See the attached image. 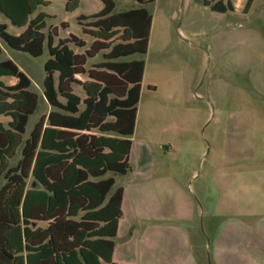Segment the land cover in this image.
<instances>
[{
	"label": "trees",
	"instance_id": "16d2710c",
	"mask_svg": "<svg viewBox=\"0 0 264 264\" xmlns=\"http://www.w3.org/2000/svg\"><path fill=\"white\" fill-rule=\"evenodd\" d=\"M101 1L99 11L76 17L90 43L69 33L53 44L56 29L45 33L48 16L37 11L47 0H0V13L24 28L13 34L0 22V54L1 43L34 57L47 44L42 92L50 106L24 140L38 94L12 59L0 60V264H115L123 188L109 194L115 179L105 175L130 169L144 61L127 58L147 50L144 5L154 0L117 12L114 0ZM78 5L65 0L67 12Z\"/></svg>",
	"mask_w": 264,
	"mask_h": 264
},
{
	"label": "rangeland",
	"instance_id": "374dc122",
	"mask_svg": "<svg viewBox=\"0 0 264 264\" xmlns=\"http://www.w3.org/2000/svg\"><path fill=\"white\" fill-rule=\"evenodd\" d=\"M47 1L37 11L48 16L45 33L56 27L55 43L68 33L87 39L76 17L103 6L101 0H80L75 11L67 12L65 0ZM114 3V12L138 6L135 0ZM144 7L152 16L147 50L127 58L144 61L133 139L147 135L149 164L162 177L160 208L170 205L169 177L194 201V219L181 223L191 227L194 246L202 243L204 257L216 231L220 182L229 183L232 191L240 186V197L258 196L264 183V0H154ZM0 22H8L1 13ZM62 22L68 27L62 28ZM7 30L15 34L17 27L10 24ZM2 45L1 58L16 62L38 94L25 139L50 109L42 92L47 44L36 57ZM22 145L10 166L20 159ZM129 171L105 175L115 179L109 194L128 181ZM4 182L0 176V187Z\"/></svg>",
	"mask_w": 264,
	"mask_h": 264
},
{
	"label": "crops",
	"instance_id": "0c3cea01",
	"mask_svg": "<svg viewBox=\"0 0 264 264\" xmlns=\"http://www.w3.org/2000/svg\"><path fill=\"white\" fill-rule=\"evenodd\" d=\"M97 11L80 15H90ZM5 23L8 29L9 20ZM61 24H64L65 27L61 25L64 29L68 27L65 22ZM23 29L17 27L15 34ZM84 40L87 43L91 42L88 36ZM1 46L3 53L2 43ZM2 53L0 60L10 58H1ZM4 78L14 79L13 83L16 81L15 77H2L3 82L8 85L13 83H6ZM141 91L142 81L136 120ZM134 132L131 136L132 143L128 156V161L134 160V164L130 167L129 179L126 183L115 187H122L123 193L121 216L113 238V262L115 264H264V183L263 186L261 184L258 196L240 197L242 192L240 186H234L232 191L229 183L226 186L224 182H220L219 195L215 203L216 231L208 246L209 250L207 249V254L203 257L204 252L199 248L202 243L198 240L194 246L191 240V227L181 223L194 219L196 215L194 201L183 192L176 179L169 177L167 183L171 188L170 205L165 211L160 208L161 199L157 188L162 177L160 172L149 164L152 148L149 146L147 135L135 141ZM231 193L233 194L230 195Z\"/></svg>",
	"mask_w": 264,
	"mask_h": 264
}]
</instances>
